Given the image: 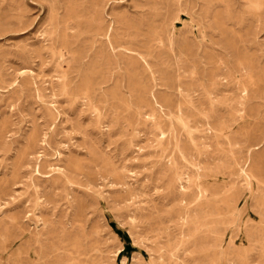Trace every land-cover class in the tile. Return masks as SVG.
<instances>
[{
    "label": "rangeland",
    "instance_id": "obj_1",
    "mask_svg": "<svg viewBox=\"0 0 264 264\" xmlns=\"http://www.w3.org/2000/svg\"><path fill=\"white\" fill-rule=\"evenodd\" d=\"M0 264H264V0H0Z\"/></svg>",
    "mask_w": 264,
    "mask_h": 264
},
{
    "label": "bare ground",
    "instance_id": "obj_2",
    "mask_svg": "<svg viewBox=\"0 0 264 264\" xmlns=\"http://www.w3.org/2000/svg\"><path fill=\"white\" fill-rule=\"evenodd\" d=\"M169 3H170V2H169ZM160 4H161V3H160ZM162 4H163V3H162ZM166 4H167V3H166ZM163 5H165V3H164ZM166 6H168V5H166ZM172 6H173V5H172ZM181 6H182V5H181ZM169 8H170V7H169ZM184 11H185V10H184ZM168 15H169V14H168ZM189 15H190V14H189ZM163 18H164V17H163ZM116 26H117V25H116ZM161 29H162V28H161ZM203 29H204V28H203ZM113 30H114V29H113ZM172 31H173V30H172ZM170 35H171V34H170ZM199 38H200V37H199ZM133 39H134V38H133ZM163 39H164V38H163ZM204 39H205V38H204ZM152 40H153V39H152ZM161 40H162V39H161ZM169 40H170V39H169ZM169 42H170V41H169ZM113 43H114V42H113ZM160 43H161V42H160ZM172 43H173V42H172ZM172 43H171V44H172ZM57 44H58V43H57ZM171 44H170V45H171ZM173 44H174V43H173ZM173 44H172V45H173ZM184 44H185V43H184ZM147 45H148V44H147ZM172 45H171V46H172ZM174 46H175V45H174ZM176 48H177V47H176ZM72 68H73V67H72ZM77 72H78V71H77ZM71 77H72V76H71ZM80 85H81V84H80Z\"/></svg>",
    "mask_w": 264,
    "mask_h": 264
}]
</instances>
